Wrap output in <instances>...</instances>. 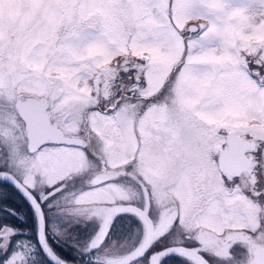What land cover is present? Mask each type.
I'll list each match as a JSON object with an SVG mask.
<instances>
[{"label":"snow or ice","instance_id":"6c2138e0","mask_svg":"<svg viewBox=\"0 0 264 264\" xmlns=\"http://www.w3.org/2000/svg\"><path fill=\"white\" fill-rule=\"evenodd\" d=\"M0 264H264V0H0Z\"/></svg>","mask_w":264,"mask_h":264},{"label":"flooded vegetation","instance_id":"af4514ba","mask_svg":"<svg viewBox=\"0 0 264 264\" xmlns=\"http://www.w3.org/2000/svg\"><path fill=\"white\" fill-rule=\"evenodd\" d=\"M6 199L4 203H6L9 207L16 209L18 212L22 213L26 218L25 222H30L32 219V213L30 206L24 200V198L11 186H7L5 190ZM14 219V218H12ZM93 229V226L90 225L89 229H79L77 228L76 231L79 233V238L81 240L85 239L87 236L90 235V230ZM115 230L120 231L121 233H129L131 232V228L128 227L122 220L117 222L115 226ZM30 235H33L30 233ZM56 251L62 257L69 259V260H76L77 256L74 255V250L70 247L56 245Z\"/></svg>","mask_w":264,"mask_h":264},{"label":"rangeland","instance_id":"374dc122","mask_svg":"<svg viewBox=\"0 0 264 264\" xmlns=\"http://www.w3.org/2000/svg\"><path fill=\"white\" fill-rule=\"evenodd\" d=\"M26 7L23 3H16L12 6L11 15L12 17H22L24 15V8ZM7 15V14H6Z\"/></svg>","mask_w":264,"mask_h":264}]
</instances>
